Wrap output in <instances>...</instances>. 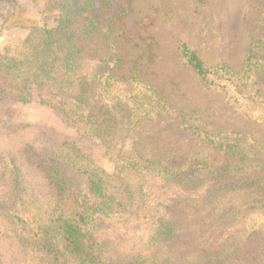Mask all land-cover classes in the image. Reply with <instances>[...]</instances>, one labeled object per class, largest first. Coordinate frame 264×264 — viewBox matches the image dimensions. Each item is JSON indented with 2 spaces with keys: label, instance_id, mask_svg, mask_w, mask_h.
I'll list each match as a JSON object with an SVG mask.
<instances>
[{
  "label": "trees",
  "instance_id": "trees-1",
  "mask_svg": "<svg viewBox=\"0 0 264 264\" xmlns=\"http://www.w3.org/2000/svg\"><path fill=\"white\" fill-rule=\"evenodd\" d=\"M135 1L0 0V30H25L0 54V98L34 95L113 166L105 170L71 141L53 161L83 179L82 188H70L57 165L45 166L65 201L60 215L22 222L7 213L22 222L20 242L46 264H212L222 245L264 237V0H251L254 35L237 71L206 66L186 43L175 53L254 134L220 131L199 112L172 107L146 78L158 50L153 36L138 37L140 53L125 59L122 27ZM209 1L193 0L198 8ZM169 120L197 139L186 155L154 144Z\"/></svg>",
  "mask_w": 264,
  "mask_h": 264
},
{
  "label": "rangeland",
  "instance_id": "rangeland-1",
  "mask_svg": "<svg viewBox=\"0 0 264 264\" xmlns=\"http://www.w3.org/2000/svg\"><path fill=\"white\" fill-rule=\"evenodd\" d=\"M20 4L26 6L25 0ZM255 17L251 0H210L203 8L196 7L193 0H136L133 14L122 27L128 39L122 54L127 60L134 59L140 53L135 46L138 37L153 36L158 50L146 78L172 107L199 112L220 131L254 134L256 127L220 92L200 82L175 53L178 44L186 43L197 50L206 66L226 64L237 71L254 35L248 22ZM24 37V29L0 30V54ZM28 97L26 102L0 98V264H46L35 247L20 242L22 234L16 230L23 221H47L60 215L65 201L50 185L46 165L64 171L70 188L83 187V179L64 162L53 161L54 150H64L73 141L99 166L107 171L113 168L100 145L77 136L57 111L40 105L34 95ZM154 144L183 156L197 146V139L177 121L169 120ZM11 211L22 222L9 221ZM212 264H264V237L240 236L222 245Z\"/></svg>",
  "mask_w": 264,
  "mask_h": 264
}]
</instances>
